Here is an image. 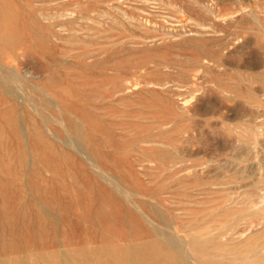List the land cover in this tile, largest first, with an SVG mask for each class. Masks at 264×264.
Masks as SVG:
<instances>
[{"label":"rangeland","instance_id":"1","mask_svg":"<svg viewBox=\"0 0 264 264\" xmlns=\"http://www.w3.org/2000/svg\"><path fill=\"white\" fill-rule=\"evenodd\" d=\"M157 231L264 264V0H0V264H179Z\"/></svg>","mask_w":264,"mask_h":264},{"label":"bare ground","instance_id":"2","mask_svg":"<svg viewBox=\"0 0 264 264\" xmlns=\"http://www.w3.org/2000/svg\"><path fill=\"white\" fill-rule=\"evenodd\" d=\"M15 96V95H14ZM16 97V96H15ZM18 98V97H17ZM35 108V107H34ZM32 110V109H31ZM36 111H38V110H36ZM34 112V111H33ZM43 120V119H42ZM72 128V127H71ZM73 132V131H72ZM77 132V131H76ZM57 139V138H56ZM77 142V141H76ZM80 144V143H79ZM72 146H74V145H72ZM97 167V166H96ZM97 169H98V167H97ZM100 170V169H99ZM98 170V171H99ZM94 171V170H93ZM94 172H96V171H94ZM104 180H105V178H104ZM107 181V180H106ZM111 185H112V183H111ZM115 185V184H114ZM117 189V188H116ZM131 205V204H130ZM157 236H158V238H159V241H158V243H163L164 244V246L165 247H168V248H170V249H172V250H174L176 253H177V255H178V259H180L179 261V264H188V261H187V258L185 257V254H183V251H182V246L181 245H178L174 240H173V238L171 237V236H169V235H167V234H165V233H161V232H158L157 231ZM145 251V250H144ZM143 251V252H144ZM146 252V251H145ZM145 252H144V254H145ZM187 256V255H186ZM144 264H165V263H163L161 260H158V261H154V262H148V261H146L145 260V262H144Z\"/></svg>","mask_w":264,"mask_h":264}]
</instances>
